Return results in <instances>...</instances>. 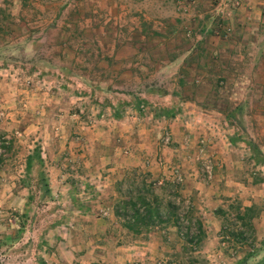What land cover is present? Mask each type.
Here are the masks:
<instances>
[{
	"label": "rangeland",
	"instance_id": "374dc122",
	"mask_svg": "<svg viewBox=\"0 0 264 264\" xmlns=\"http://www.w3.org/2000/svg\"><path fill=\"white\" fill-rule=\"evenodd\" d=\"M215 3L0 0V264H121L113 247L127 244L137 246L127 264H143L147 242L158 248L145 264H264V23L244 39L243 64L228 53L215 61L216 37H231ZM200 25L207 51L186 54ZM188 109L225 132L173 142ZM131 170L181 186L204 227L199 246L171 226L138 236L121 227L113 202ZM232 203L254 210L248 242L223 230Z\"/></svg>",
	"mask_w": 264,
	"mask_h": 264
},
{
	"label": "trees",
	"instance_id": "16d2710c",
	"mask_svg": "<svg viewBox=\"0 0 264 264\" xmlns=\"http://www.w3.org/2000/svg\"><path fill=\"white\" fill-rule=\"evenodd\" d=\"M131 172L127 178L117 182L120 197L113 202L114 216L120 221L121 227L138 236L153 227L171 226L185 237L189 245L199 246L205 237L202 221L194 214L192 203L182 195L181 186L170 181L159 184L147 173L138 170ZM124 184H127V188L123 192ZM228 208L235 223L231 228L226 227L225 223L223 230L227 229L226 234L235 243L248 242L254 232V210L250 207L243 209L233 203ZM229 213L221 208L216 210L224 222L229 220Z\"/></svg>",
	"mask_w": 264,
	"mask_h": 264
},
{
	"label": "crops",
	"instance_id": "0c3cea01",
	"mask_svg": "<svg viewBox=\"0 0 264 264\" xmlns=\"http://www.w3.org/2000/svg\"><path fill=\"white\" fill-rule=\"evenodd\" d=\"M235 0H216L217 3L220 4H216V6L214 7V9L212 10V12L225 19L224 24H226V26H223V32L225 33H230V38L228 40H223L222 37H216V42H215V48L212 49L214 51V58L211 56H209L210 58L215 59V61H217L218 58L222 59L224 53H228L227 57L234 58L233 60H236V63H233L234 65H239L242 59H246L245 58V48L246 46H248L251 43H248V41H246L244 43V39L249 38L255 31L259 30V28L255 25L260 24L259 26L261 27V23H264V0H237V2ZM228 20V21H227ZM229 23V24H228ZM199 30H198V35L196 34V31L192 34H194L196 37L199 38V41L197 44L199 45H192L189 46L186 49V54L190 53L191 51H193L195 48L196 50H198V52H201L199 54L198 57H200L202 55L203 51H207V45L206 42L203 40H206V37L208 35H211V31L207 30V27L205 25H200L199 26ZM263 27V26H262ZM229 36V35H227ZM218 39H222L220 42ZM226 41V42H224ZM241 41V42H240ZM227 44V45H226ZM248 50V49H247ZM234 52V53H233ZM206 58V63L204 61V63H201V65H207L209 63L210 58H207L205 55L203 57L200 58L203 59ZM237 58V59H236ZM219 60V59H218ZM250 60V59H249ZM174 63L177 66H180L182 63H185L183 68H186L188 61H186V59H182L181 61H179L178 59H176L174 61ZM241 64H243L241 62ZM196 65L198 66L199 64L196 63ZM223 73L229 74L230 76H224L226 79L230 80V79H234V77H236V74L233 73L232 70L228 71H224ZM188 106V105H186ZM191 108V107H189ZM193 113H195V111L193 112V110H186L183 114L180 115L181 118H183V120H178L176 117L173 120V124L171 125L172 129H171V133L173 136V142L175 141L176 143L181 142V140L186 141L187 139H189V135L191 133L194 134H200V133H204V134H215L216 136H214L213 138H216L221 132H225L223 130V128H217L216 126L213 125V129H209V127L206 126L207 123H204L201 121H197V119H195L193 117ZM218 114V113H217ZM200 117H205V115L201 114ZM183 123V124H182ZM224 124V123H223ZM221 131H220V130ZM217 132V133H216ZM193 136V135H192ZM193 138H195V136H193ZM190 140V139H189ZM150 142H153V139L151 138L149 140ZM191 141V140H190ZM217 144V141H216ZM169 151L171 153L170 154V158L174 159L176 158L177 155H173V152L171 149H169ZM193 150L191 151L192 154ZM190 153V151H189ZM188 154V153H186ZM214 157L219 160L220 163V167L221 168H225L228 169V165L231 163V160L229 159L230 156L229 154H227L225 151L218 149L217 151H214L213 153ZM228 155V156H227ZM222 158V159H221ZM171 162V161H169ZM181 162H186V160H184L182 157H180V163ZM140 163V161H139ZM151 166H153V163H150ZM191 168V167H190ZM189 168V169H190ZM194 168V167H193ZM218 169V170H219ZM152 170V167H151ZM161 168H159L160 172ZM153 171V170H152ZM222 171V170H221ZM184 173H188V170L186 169V167L183 170ZM229 172L225 171V175H223V177L225 178V181H227V179L229 180ZM222 182H219L220 184V188H222L224 185L228 186L230 184H233L232 182H225L227 184H221ZM223 185V186H222ZM233 187V186H232ZM231 187V188H232ZM228 190V189H227ZM231 191H233V189H231ZM228 192V191H227ZM234 193L233 192H229V195H232ZM204 228V227H203ZM219 229L216 230L215 232L218 233ZM209 234V233H208ZM209 238V235H208ZM147 244L144 247H141V250L143 251H139V259L138 261L143 262V264H145L148 260H150V254L149 252H151V254H153V250H156L158 248V244L154 247L153 243H144ZM113 251L112 253L115 254L113 257V261L114 262H121L124 264H127L129 262H132L133 260H136L135 258H137L136 254V248L137 246L135 244H127V245H120L118 247H113ZM149 251V252H148ZM121 261H119V259ZM147 260V261H146Z\"/></svg>",
	"mask_w": 264,
	"mask_h": 264
},
{
	"label": "built area",
	"instance_id": "2783aa9c",
	"mask_svg": "<svg viewBox=\"0 0 264 264\" xmlns=\"http://www.w3.org/2000/svg\"><path fill=\"white\" fill-rule=\"evenodd\" d=\"M164 141H165V143H167L169 141V138L165 137Z\"/></svg>",
	"mask_w": 264,
	"mask_h": 264
}]
</instances>
